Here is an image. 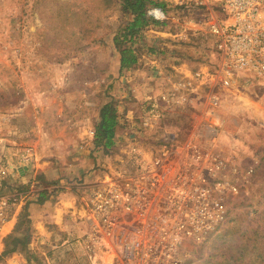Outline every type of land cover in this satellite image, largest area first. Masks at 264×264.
Instances as JSON below:
<instances>
[{
  "label": "rangeland",
  "instance_id": "rangeland-1",
  "mask_svg": "<svg viewBox=\"0 0 264 264\" xmlns=\"http://www.w3.org/2000/svg\"><path fill=\"white\" fill-rule=\"evenodd\" d=\"M164 11L166 20L149 22L127 40L142 62L121 71L115 39L132 19L124 0H0V198L18 199L7 212L18 208L16 222L24 208L28 214L30 202L38 204L39 191H45L46 202L77 187L85 199L87 187L124 156L149 102L170 82L220 67L205 34L206 11L169 6ZM233 77L247 85L257 82ZM227 87L218 90L220 102L211 115L204 113L212 89L207 86L196 90L197 99L167 108L161 121L179 136L191 126L215 125V148L238 171V192L228 199L226 220L185 245V264H264V89L234 97ZM108 102L124 130L104 150L94 144V128ZM139 136L140 143L155 148L154 136ZM16 222L11 232L0 233V264H85L80 236L66 244L49 237L38 248L30 244V233L23 249L3 254L6 238L23 233ZM15 253L20 259L9 262Z\"/></svg>",
  "mask_w": 264,
  "mask_h": 264
},
{
  "label": "built area",
  "instance_id": "built-area-1",
  "mask_svg": "<svg viewBox=\"0 0 264 264\" xmlns=\"http://www.w3.org/2000/svg\"><path fill=\"white\" fill-rule=\"evenodd\" d=\"M156 1L205 10V34L221 64L212 73L197 71L170 82L144 108L124 156L87 187L85 231L77 239L85 264H185V245L217 230L226 220L228 199L238 192L237 168L215 148V125L191 126L179 136L161 121L167 108L184 105L203 84L212 86L205 116L233 76L264 85V0ZM146 13L153 21L167 19L164 8L151 6ZM142 134L155 137L154 149L139 142ZM26 153L29 158L31 149ZM17 202L15 196L0 198V233Z\"/></svg>",
  "mask_w": 264,
  "mask_h": 264
},
{
  "label": "crops",
  "instance_id": "crops-1",
  "mask_svg": "<svg viewBox=\"0 0 264 264\" xmlns=\"http://www.w3.org/2000/svg\"><path fill=\"white\" fill-rule=\"evenodd\" d=\"M141 62L142 61L138 59L136 65H140ZM117 63L119 66V59L117 60ZM239 77L243 76L239 75ZM128 80L120 79L121 82ZM207 86H210V84L201 86L200 88L204 90ZM259 86L264 89V85L260 82L247 85L245 79H233L228 83L227 88L232 91L234 97H238L239 93H244L245 91L253 94L259 93L261 91L258 90V88H260ZM195 95L190 96L191 99H197L196 97H193ZM198 95L200 96L201 93H198ZM79 190L80 189L76 187L67 191L59 192L54 198H49L48 201L43 204H36L33 202L28 204L27 211L30 219L31 233L30 244H35L36 247L39 248L41 244L48 241L49 237H52L54 241L61 238L60 241L63 242L83 234L85 231V225L82 222V217L86 212V203L84 197L80 200ZM17 209L15 208L12 213L10 212L8 222L4 226L5 233L12 231L17 218ZM50 229L51 231H49ZM16 258L20 259L18 253H15L8 261L11 262Z\"/></svg>",
  "mask_w": 264,
  "mask_h": 264
},
{
  "label": "trees",
  "instance_id": "trees-1",
  "mask_svg": "<svg viewBox=\"0 0 264 264\" xmlns=\"http://www.w3.org/2000/svg\"><path fill=\"white\" fill-rule=\"evenodd\" d=\"M151 6L164 8L165 4L153 0H124V8L132 14V19L125 24L123 31L115 39L116 48L120 55L119 70L121 71L136 67L137 57L134 55L132 48L127 45V40L129 41L132 36L141 34L143 28L153 21L146 13V10ZM118 122L117 112L113 103L108 102L102 105L99 111V120L94 128L95 146H102L104 150L110 147L116 133L121 129L124 130ZM38 193L39 199H37V203L42 204L44 202L42 198L46 197V193L45 191H39ZM19 224L23 225L21 237L8 236L3 254L23 249L29 240L30 219L25 208L16 222V227Z\"/></svg>",
  "mask_w": 264,
  "mask_h": 264
}]
</instances>
